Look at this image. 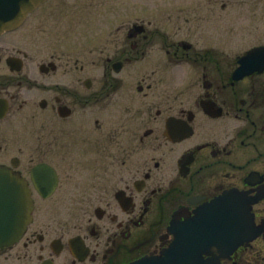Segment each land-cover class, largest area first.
<instances>
[{"label": "flooded vegetation", "instance_id": "af4514ba", "mask_svg": "<svg viewBox=\"0 0 264 264\" xmlns=\"http://www.w3.org/2000/svg\"><path fill=\"white\" fill-rule=\"evenodd\" d=\"M15 4L0 167L34 205L0 264H264V70L236 78L231 2Z\"/></svg>", "mask_w": 264, "mask_h": 264}, {"label": "water", "instance_id": "95a60500", "mask_svg": "<svg viewBox=\"0 0 264 264\" xmlns=\"http://www.w3.org/2000/svg\"><path fill=\"white\" fill-rule=\"evenodd\" d=\"M16 0H7V20L5 13L0 14L4 20L0 27L12 29L19 26L21 13L25 8L18 7ZM240 67L235 75H243L264 70V46L250 50L240 58ZM33 201L23 180L12 174L8 169L0 167V246L11 244L20 239L31 221ZM233 243V249L238 245ZM176 250H173V255ZM172 255V254H171Z\"/></svg>", "mask_w": 264, "mask_h": 264}, {"label": "rangeland", "instance_id": "374dc122", "mask_svg": "<svg viewBox=\"0 0 264 264\" xmlns=\"http://www.w3.org/2000/svg\"><path fill=\"white\" fill-rule=\"evenodd\" d=\"M229 1L232 5V58H235L236 55H242L254 46L264 44V0ZM94 45L95 43H92V46ZM87 47L91 48L90 45ZM33 48L31 45L30 50L32 52L34 51ZM77 56L78 54L72 51V57Z\"/></svg>", "mask_w": 264, "mask_h": 264}]
</instances>
